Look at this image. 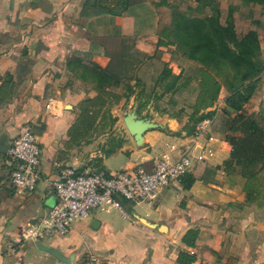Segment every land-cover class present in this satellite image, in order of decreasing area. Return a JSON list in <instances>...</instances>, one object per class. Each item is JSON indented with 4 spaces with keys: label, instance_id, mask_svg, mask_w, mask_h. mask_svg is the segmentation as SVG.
I'll return each mask as SVG.
<instances>
[{
    "label": "crops",
    "instance_id": "0c3cea01",
    "mask_svg": "<svg viewBox=\"0 0 264 264\" xmlns=\"http://www.w3.org/2000/svg\"><path fill=\"white\" fill-rule=\"evenodd\" d=\"M92 2L0 0V264H85L92 255L117 264H181V251L196 256L191 264H264V202L251 201L239 169L226 166L233 148L225 133L214 119H206L212 125L201 138L182 130L203 87L160 80L166 69L187 80L193 61L161 36L152 2L122 14L94 13ZM224 107L218 100L209 109ZM129 116L153 125L141 144L126 127ZM26 128L42 150L41 179L35 191L18 195L9 149ZM172 145L190 146L192 166L153 202L119 197L121 208L95 210L68 235L43 243L47 249L14 246L26 224L56 204L51 185L62 168L152 171Z\"/></svg>",
    "mask_w": 264,
    "mask_h": 264
},
{
    "label": "trees",
    "instance_id": "16d2710c",
    "mask_svg": "<svg viewBox=\"0 0 264 264\" xmlns=\"http://www.w3.org/2000/svg\"><path fill=\"white\" fill-rule=\"evenodd\" d=\"M143 0H94L90 6L94 13L122 14L131 6ZM198 10L203 12L213 5V0H197ZM160 34L167 42L176 45L177 51L183 57L193 61L200 67L202 77L212 78L211 66L223 71L229 70L232 80L228 84L229 95L225 97V107L221 113L226 118V138L232 145L231 158L225 164L228 169H239L241 177L247 183V196L251 201L264 202V124L248 114L246 105L255 95L259 83L264 75V60L261 58V48L256 38L257 33L250 31L239 43V36L234 28L228 32L219 23L208 16L198 18L193 14L182 13L171 19L168 25L162 27ZM162 42L164 40L162 39ZM225 71V70H224ZM171 79L168 86L177 88L185 86L190 78L183 79V75H172L171 70H164L160 80ZM213 79V78H212ZM203 90L196 108L184 124L182 130L191 135L199 122L213 119L215 111L210 110L219 100V87L215 89L217 81L213 79V86L206 85L201 79ZM213 89L214 92L210 91ZM209 92H212L211 94ZM209 109V110H208ZM189 187V184L187 185ZM192 231H189L184 242L188 243ZM196 256L187 251H181L179 262L191 264Z\"/></svg>",
    "mask_w": 264,
    "mask_h": 264
},
{
    "label": "built area",
    "instance_id": "2783aa9c",
    "mask_svg": "<svg viewBox=\"0 0 264 264\" xmlns=\"http://www.w3.org/2000/svg\"><path fill=\"white\" fill-rule=\"evenodd\" d=\"M211 125L212 120L199 122L194 137L204 136ZM207 152L213 155L211 150ZM41 155V147L31 129H24L13 141L9 161L12 166L11 183L16 194L24 195L36 190L41 179ZM191 166L190 146L176 145L157 158L152 171L136 166L115 173H82L66 166L51 185L57 197L56 204L43 218L27 223L22 239L15 240L14 246L28 242L45 243L54 236L68 235L76 222L88 220L95 210L121 208L119 197L133 203H151L160 190L179 181ZM85 264L117 263L92 255Z\"/></svg>",
    "mask_w": 264,
    "mask_h": 264
},
{
    "label": "rangeland",
    "instance_id": "374dc122",
    "mask_svg": "<svg viewBox=\"0 0 264 264\" xmlns=\"http://www.w3.org/2000/svg\"><path fill=\"white\" fill-rule=\"evenodd\" d=\"M155 5L160 13L162 25H168L171 19L178 15L193 14L198 18L208 16L224 27L228 32L234 28L239 36V43L242 44V38L250 31L257 33L258 44L261 48V58L264 60V0H213V5L207 7L203 12L198 10L197 0H148ZM211 68V75L217 81V85L213 84V79L204 78V83L208 86L212 85L215 89L219 87V100L224 103L225 97L229 95L228 84L232 80L229 70L221 71L216 67ZM200 67L193 62L187 75L190 80H196L202 87V73ZM259 83L258 92L252 97L246 105L247 113L252 114L264 124V75ZM210 91L214 92L213 89ZM212 92H209L210 94ZM214 128L217 131L225 130L226 118L220 111H216L214 116ZM264 178V172L262 174Z\"/></svg>",
    "mask_w": 264,
    "mask_h": 264
},
{
    "label": "water",
    "instance_id": "95a60500",
    "mask_svg": "<svg viewBox=\"0 0 264 264\" xmlns=\"http://www.w3.org/2000/svg\"><path fill=\"white\" fill-rule=\"evenodd\" d=\"M126 127L129 132L136 138V141L141 144L142 135L148 129L152 128V124L148 121L138 120L135 116H129L125 121ZM41 249H47L42 242H36Z\"/></svg>",
    "mask_w": 264,
    "mask_h": 264
}]
</instances>
